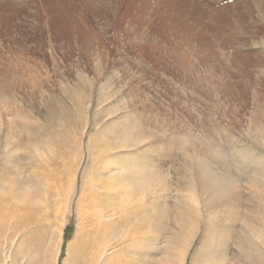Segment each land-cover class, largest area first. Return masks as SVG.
<instances>
[{
    "label": "rangeland",
    "instance_id": "rangeland-1",
    "mask_svg": "<svg viewBox=\"0 0 264 264\" xmlns=\"http://www.w3.org/2000/svg\"><path fill=\"white\" fill-rule=\"evenodd\" d=\"M226 1L188 8L181 0L188 9L171 12L161 0H0V133H19L22 179L19 231L7 221L0 264H75L77 247L89 250L93 240L97 264H200L196 251L215 212L199 188L190 197L197 158L236 180L243 206L259 204L246 187L253 175L263 197L262 163L243 158L264 153V0ZM127 158L166 173L151 203L166 209L165 225L151 226L132 249L120 226L108 236L87 224L104 210L101 174L117 166L111 159ZM118 192L111 202L127 213L153 197L137 186ZM183 208L189 224L179 243ZM105 235L112 240L102 253ZM227 255L218 264H243Z\"/></svg>",
    "mask_w": 264,
    "mask_h": 264
},
{
    "label": "bare ground",
    "instance_id": "bare-ground-1",
    "mask_svg": "<svg viewBox=\"0 0 264 264\" xmlns=\"http://www.w3.org/2000/svg\"><path fill=\"white\" fill-rule=\"evenodd\" d=\"M161 1L172 2V5L167 4V7L171 9V12L182 7L184 8V10H186L191 5V3H189L191 2V0H186L188 8L186 6L180 5L181 0ZM168 29L166 31L167 33H169ZM1 124L2 120L0 119V125ZM257 131V134L261 136L262 140H264L263 128H257ZM141 141L143 142V140ZM262 144L264 146V143ZM17 152H19V133H11L8 135H2L0 133V234H3L4 230H6L8 223L7 221H10V223H12L11 221H13L12 224L14 225L15 230L19 231V204L21 203L22 205V202L19 203V182H21L22 179L19 180V154ZM243 160H245L246 163H250V161L252 160H256V162L260 161L262 163V166L259 170L264 171V153L258 157L254 154L245 153ZM111 161L117 163V166H106V173L101 174L103 182H106V187H108L105 190L106 192H104V197L102 196V199H99L103 203L104 210L102 211L99 209L100 213H96V218H94L93 216V218H88L87 224L91 226V228H93L92 230L95 231L94 233H96V235L102 230L103 235L104 232H108L107 235H111V233L109 232L120 226V229L117 232L118 237H120L123 242H129L127 243V249H132L135 245V240L137 238L145 237L146 234H148L147 229H149L151 226L162 229V227L165 225H163L161 216L166 212V209L161 207L159 208V206H161L159 202H157L158 205L153 204L152 208L151 203L152 200L159 201V194H155L158 190L155 189L156 191H154V186H160V190H163L165 188L166 173L164 169H157L154 166L149 165L151 163H144L141 160L130 161L129 158H127V160L123 159L118 161L117 159H111ZM116 161H118L119 163ZM195 161L197 165L199 164L200 167L198 168L200 169L197 172H193V174H191L192 172L189 169L191 177L189 180H187L191 184L190 188L188 187L190 197L192 199H194V197H197V188H199L207 200L204 202L205 205H203V207L207 210L206 207L208 205V207H211V210L213 209V212L218 213L220 210L223 213L221 218H218L215 213L213 215L212 213L208 215L209 221L206 222L203 230L204 238L203 240H201V246L196 251L197 258L199 259V261L197 262H199L200 264H218L222 259H225V257L228 256L227 254L229 253V251L232 250L233 254L236 256V259L241 261L243 264H262V257L264 256V195L262 197L261 189H255V187L253 186L252 179H254V176H249V179L252 181H247L248 185L246 187V194L248 195L247 198L253 197L255 196V194L259 195V204L255 205L249 202V204H247L245 207L242 204L245 201L242 199V190L236 180H232L233 177L230 178L225 174H221L220 172L215 171L212 167L210 168L207 163L201 162L202 160L198 158L195 159ZM257 173L258 175H262L259 171H257ZM35 176L41 177L40 174H36ZM262 177V180L264 181V174L262 175ZM108 179H114V182L110 184L109 181L107 182ZM104 183L102 186L105 188ZM102 186H100V188H102ZM132 186H137V191L140 195H142V197L144 194H151L153 195V197L151 196L152 199H149L147 202H142L143 200L141 201V203L137 202V204H134L130 207V210L127 213L125 212L124 208L121 210L119 209L122 204H120L121 206L118 205V208L117 202H115L116 204L112 203L113 200H116L111 197L116 196V194L119 193L118 191H122L121 195H129ZM194 200L196 201V199ZM30 205L31 204H29V206ZM185 209L186 208H183L181 211H178V224L181 223L182 228L180 229V231L177 230L179 231V234L177 235L176 233L178 232L175 231L176 233L174 236V239L178 242L184 238L182 240L183 242L181 241V243H184L185 239L187 238L183 237V234H185V230H187L185 227L189 224L188 217L190 211ZM117 214L119 215L117 216V220L112 221L114 219L113 217ZM134 215L137 216V219L134 220V222H131L129 219ZM105 236H102V239H100L103 240ZM108 236H106L105 240H103L105 243V247L102 253L106 251V246L112 240H110ZM144 239L146 240L147 237H145ZM59 240L61 241V238H59ZM95 243L97 242H94V240L90 242L88 241L89 248L91 249L85 250L86 253H84L85 251H83L81 247H79V249L77 247V252L74 256L73 262H75V264H97L98 257H96L97 251ZM15 252L17 253L13 254V256L16 255L15 261L18 262L19 248L18 251ZM132 263L133 262L131 260H126L125 262H121L120 264Z\"/></svg>",
    "mask_w": 264,
    "mask_h": 264
}]
</instances>
